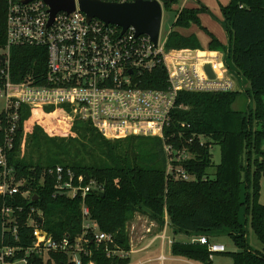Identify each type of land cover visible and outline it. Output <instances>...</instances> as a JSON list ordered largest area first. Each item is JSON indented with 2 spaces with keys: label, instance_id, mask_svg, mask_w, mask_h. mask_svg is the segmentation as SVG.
<instances>
[{
  "label": "trees",
  "instance_id": "trees-1",
  "mask_svg": "<svg viewBox=\"0 0 264 264\" xmlns=\"http://www.w3.org/2000/svg\"><path fill=\"white\" fill-rule=\"evenodd\" d=\"M162 2L169 11L177 0ZM221 11L229 45L223 46L210 34L209 50L224 53L230 74L247 81L250 87L225 93L181 92L165 129V140L131 137L112 141L89 121L68 122L62 107L57 111L26 106L20 109L14 147L7 158L17 179L25 182L22 192H28L29 198L0 197V247L26 249L32 245L33 229L28 225L32 209L41 212L42 228L56 240L69 236L74 241L81 234V199L55 195L56 175L49 174V170L61 166L76 178L84 177L86 183L96 180L102 186L104 197L92 193L85 202L100 231L115 236L111 250L118 247L131 251L128 226L136 213H141L162 227L167 218L175 234L187 238L209 239L226 234L236 247L226 253L232 264H264V205L260 203L264 179V0H230ZM208 12L201 4L199 8L179 10L166 49L201 50L196 37H185L176 29L197 25L206 30L199 16ZM6 27L7 1L0 0V49L6 45ZM47 61L45 49L12 48V82L21 83L32 77L36 83H43ZM140 79L144 89L168 88V74L163 66L144 73ZM243 94L253 107L235 110L234 105ZM4 138L0 130V143ZM165 143L187 154L185 161L174 165H181L192 180H176L167 174L169 156ZM213 145L220 146L221 162L211 177ZM4 207L12 208L13 216L4 215ZM247 223L262 245L259 250L249 243ZM89 247L91 253L82 259V264L131 263L130 255L108 256L105 245L90 243ZM171 248L173 256L215 264L207 245L193 240L173 241ZM28 264L73 263L67 254L51 253L48 258L32 255Z\"/></svg>",
  "mask_w": 264,
  "mask_h": 264
},
{
  "label": "built area",
  "instance_id": "built-area-1",
  "mask_svg": "<svg viewBox=\"0 0 264 264\" xmlns=\"http://www.w3.org/2000/svg\"><path fill=\"white\" fill-rule=\"evenodd\" d=\"M6 1V45L0 49V55L5 58L4 63L0 61V96L3 100L0 130L5 135L3 143H0V197L15 198L19 195L29 198L28 192H22L25 182L17 179L14 170L8 166L7 158L14 147L20 109L24 106L32 110L56 108V111L62 107L68 122L89 121L112 141L131 137L165 140V129L181 92L225 93L241 90L232 80L225 63H222L224 73L213 65L214 80L204 75V62L199 66L181 55L173 59L172 64L168 56L178 51H168L165 42L160 44V38L156 46L149 36H137L133 27L123 32L121 27L106 25L99 19L88 20L80 10V0H74L76 9L73 12L60 11L53 18L51 7L44 0ZM100 1L126 4L137 0ZM142 1L158 2L164 11L162 0ZM24 46L42 48L48 53V70L41 84L32 77L21 83L11 80L10 51ZM160 66L168 74L167 90L142 88L140 77ZM193 139L189 142L192 143ZM164 150L169 156L167 174L176 180H192L193 177L181 165H174L185 161L187 154L176 151L167 143ZM49 174L56 175V196L81 199V234L74 241L69 236L56 240L42 228L44 219L41 212L32 209L28 218V225L33 229L32 245L26 249L0 247V264H28L32 255L48 258L51 253L67 254L71 263L82 264V259L91 253L90 243L105 245L108 256H129L131 251L125 252L118 247L110 249V245H115V236L100 231L86 205L89 194L104 192L102 186L96 180L86 183L84 177L76 178L61 166L50 169ZM3 214L13 216L12 208L4 207ZM134 229L131 228L132 232ZM161 239L172 246L173 240L167 239L165 234ZM193 242L207 245L212 254L226 253L224 245L210 243L205 236Z\"/></svg>",
  "mask_w": 264,
  "mask_h": 264
},
{
  "label": "crops",
  "instance_id": "crops-1",
  "mask_svg": "<svg viewBox=\"0 0 264 264\" xmlns=\"http://www.w3.org/2000/svg\"><path fill=\"white\" fill-rule=\"evenodd\" d=\"M219 1L220 3L222 2L223 4H220L218 6V9H220L222 5L227 6L230 3V0H219ZM202 3H214V4L216 3L218 5L219 2L218 0H183L179 10H182L183 8H189V9L199 8L200 4L204 5ZM220 14H221V11H220ZM215 15L219 17L217 11H215ZM199 18L201 20L202 26L206 28L211 34H213L223 46L228 47L229 38H228V35H225V32L221 24L218 21H213V19H211V17L206 13L200 14ZM176 30L185 37L196 36L198 39L201 40L200 42L201 50H195V51L182 50L178 52H183L182 54H189L192 56H197L200 58V61L206 60V62L204 61L205 64L203 67V71H204V75H206L211 80H214L216 78L214 67L219 72L224 73L223 64L225 60V54L221 52H213L209 50L211 38L208 35H206L203 32V30H201L197 25H191V27L187 29L177 28ZM167 38L165 40V43L167 42ZM186 52H189V53H186ZM212 54H216V55H212ZM212 61H214L217 64V66L220 67V70L218 67L214 65ZM201 63L202 62H198V65L200 66ZM207 64H209L210 67L209 66L205 67V65ZM231 78L236 84H238L239 87H241V84H240L241 80L242 82H246L243 79H240V78L237 79L233 75H231ZM249 87H250L249 83L248 85L247 83H244V85H242V88L244 89V91L248 90ZM154 223H150L148 226L144 227V230H143L144 237L140 239V242L135 243V241L131 239L132 248H131V253H130V258H131L130 264H200L195 261H189L182 257L173 256L172 248H171L172 246L169 245L168 241L163 242V240L161 239V236L165 234L167 236V239L174 240V241H184V240L176 239V236L178 234H175V231L173 230L172 227H171V231L173 232L174 239H172L171 236L168 235L169 222L167 218H166V223L163 227L157 223L161 228H163V230L160 233L152 234V232L155 231L153 230V228L156 225ZM196 239L197 237L190 238V240H196ZM215 239L216 237H210L209 241L211 243H216ZM217 254H223V253H217ZM161 257H164L163 261L161 260ZM226 258L227 259L225 262H221V261L215 260V257L213 256V261L215 264H232L233 262L232 259L229 256H227Z\"/></svg>",
  "mask_w": 264,
  "mask_h": 264
},
{
  "label": "water",
  "instance_id": "water-1",
  "mask_svg": "<svg viewBox=\"0 0 264 264\" xmlns=\"http://www.w3.org/2000/svg\"><path fill=\"white\" fill-rule=\"evenodd\" d=\"M30 2L32 0H25ZM51 7L52 18L57 12H73L76 9L74 0H44ZM80 10L86 14L87 19H99L106 25L119 26L125 32L133 27L136 35H146L151 38L157 46L159 43L163 8L158 2L137 0L134 3L116 4L105 3L100 0H80ZM0 61L5 62V58L0 55ZM104 197V193L98 194ZM42 222V221H41ZM242 252V251H239Z\"/></svg>",
  "mask_w": 264,
  "mask_h": 264
},
{
  "label": "rangeland",
  "instance_id": "rangeland-1",
  "mask_svg": "<svg viewBox=\"0 0 264 264\" xmlns=\"http://www.w3.org/2000/svg\"><path fill=\"white\" fill-rule=\"evenodd\" d=\"M182 2H183V0H177L176 5L171 10L168 11V10L164 9V11H163L162 27H161V33H160V44L161 45L164 44L166 38L168 37V35L171 33V31L174 28V23L176 21L177 13L179 12V8H180ZM218 2H219L218 5L216 3L215 4L214 3H202V4H204V6H206L209 9V12L206 14H208L211 17V19H213V21H218L221 24V26L225 32V35H227V32L222 25L224 18L222 15L221 8L224 5H222L221 8L218 9V6L220 4H223L222 2L220 3L219 0H218ZM215 11H217L219 17H217L215 15ZM220 11H221V14H220ZM201 26H202V23H201ZM199 28L201 30H203L201 27H199ZM203 32L206 35H208L209 37H211L210 36L211 33L207 29L203 30ZM194 37H196V36H194ZM197 40L199 41L200 39L197 38ZM200 42H201V40L199 41V43ZM178 54H180V53L178 52ZM178 54H176V55H178ZM244 83H247V85H248L247 81L242 82V80H241V82H240L241 89H242L241 91H244V89L242 88V85H244ZM2 104H3V100H2V97L0 96V111L2 109ZM249 106L253 107V104H251V100L248 98V96L246 94H243V95H240L239 98L237 99V101L234 105V109L242 111V110H246ZM160 150H163V148H160ZM212 153H213V166L209 170V176L214 177L215 173H216V166L218 164H220V162H221L220 146L219 145H213ZM243 192L244 193L246 192V189L244 186H243ZM260 203L264 205V179L261 180ZM241 221H243V223H245V216L242 213H241ZM150 223H154V222H152L148 216L143 215L141 213H136L135 217L129 223V226H128L130 237H131V239H133V241H135V243L140 242V239H142L144 237V234H143L144 227L148 226ZM154 224H156L155 227L153 228V230H155V231H153L152 234L160 233L163 230V228H161L157 223H154ZM132 227L135 228L133 230V232L131 230ZM246 230H247V234H248V240H249V243L252 246V248L258 249V250L261 249L262 245L258 241L253 230L251 229L250 223L246 224ZM168 235L171 236L172 239H174L173 238L174 235H173V232L171 231L170 224L168 225ZM176 239L177 240H184V241L190 240V238H187L184 235H180V234H178L176 236ZM215 241H216V244L218 243V244H222L225 246L226 253L236 250L235 245L233 244V242L230 240V238L226 234L219 235L218 237H216ZM133 244H134V242H133ZM214 257H215V260L221 261V262H225L227 259L226 258L227 255L225 253L215 254Z\"/></svg>",
  "mask_w": 264,
  "mask_h": 264
},
{
  "label": "bare ground",
  "instance_id": "bare-ground-1",
  "mask_svg": "<svg viewBox=\"0 0 264 264\" xmlns=\"http://www.w3.org/2000/svg\"><path fill=\"white\" fill-rule=\"evenodd\" d=\"M181 55H184L185 58L190 59L192 62H194V63H196V64H198V62H204V61L206 62V60H201V61H200V58L197 57V56H191V55H189V54H182V53H180V54H178V55H176V56H175V55H169V56H168V60H169L170 63L174 64L173 59H175V58H177V57H179V56H181ZM187 56H188V57H187ZM212 62H213L214 65H215L216 67H218L219 70H220V67L217 66V64H216L214 61H212ZM206 66H209V67H210L209 64L205 65V67H206Z\"/></svg>",
  "mask_w": 264,
  "mask_h": 264
}]
</instances>
